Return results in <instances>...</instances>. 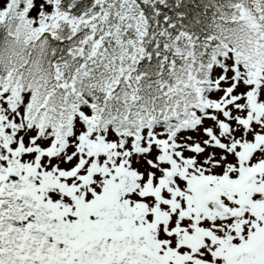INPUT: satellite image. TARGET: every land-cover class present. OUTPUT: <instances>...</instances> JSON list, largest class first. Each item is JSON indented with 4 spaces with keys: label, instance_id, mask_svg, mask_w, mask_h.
<instances>
[{
    "label": "snow or ice",
    "instance_id": "obj_1",
    "mask_svg": "<svg viewBox=\"0 0 264 264\" xmlns=\"http://www.w3.org/2000/svg\"><path fill=\"white\" fill-rule=\"evenodd\" d=\"M0 264H264V0H0Z\"/></svg>",
    "mask_w": 264,
    "mask_h": 264
}]
</instances>
